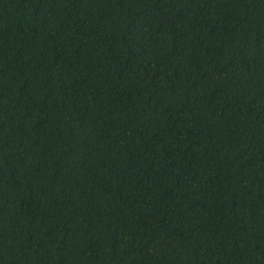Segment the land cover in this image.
<instances>
[{
	"label": "trees",
	"instance_id": "1",
	"mask_svg": "<svg viewBox=\"0 0 264 264\" xmlns=\"http://www.w3.org/2000/svg\"><path fill=\"white\" fill-rule=\"evenodd\" d=\"M0 264H264V0H0Z\"/></svg>",
	"mask_w": 264,
	"mask_h": 264
}]
</instances>
